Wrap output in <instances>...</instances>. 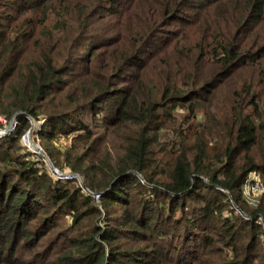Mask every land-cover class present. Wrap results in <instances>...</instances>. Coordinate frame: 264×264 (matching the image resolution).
I'll use <instances>...</instances> for the list:
<instances>
[{
	"label": "trees",
	"instance_id": "16d2710c",
	"mask_svg": "<svg viewBox=\"0 0 264 264\" xmlns=\"http://www.w3.org/2000/svg\"><path fill=\"white\" fill-rule=\"evenodd\" d=\"M44 114L43 149L100 207L21 143ZM14 115L0 264H264V0H0ZM63 217L90 228L25 256Z\"/></svg>",
	"mask_w": 264,
	"mask_h": 264
},
{
	"label": "rangeland",
	"instance_id": "374dc122",
	"mask_svg": "<svg viewBox=\"0 0 264 264\" xmlns=\"http://www.w3.org/2000/svg\"><path fill=\"white\" fill-rule=\"evenodd\" d=\"M3 117V116H2ZM39 121V120H38ZM34 120H31V127L29 128L30 130V139L37 145H39V147L43 150V152L45 153V155L43 154V156H45L47 159L50 160L51 164H53V162L51 161V159L49 158V156L47 155V153L45 152V150L43 149L40 140L38 138V130H39V124H35ZM45 123V120L43 121V124ZM27 140V139H26ZM28 142V140H27ZM30 146V144H29ZM32 147V146H31ZM27 150H29L30 152H33L32 149L26 147ZM34 149V148H33ZM34 153V152H33ZM35 154V153H34ZM43 156H40V158L42 159ZM53 166L61 168L60 166H63L62 163H59V166H56L53 164ZM65 167V166H63ZM66 168V167H65ZM47 170V169H46ZM48 171V170H47ZM49 172V171H48ZM254 174V176L259 180V176L255 173H252L251 176ZM81 179H83L80 175H78ZM260 181V180H259ZM261 182V181H260ZM249 185V183L245 184L243 187V197L246 199V203L248 206L253 207L257 204V202L260 200L261 194H252L249 192H245L247 186ZM56 227L50 231L49 233H47L42 239L41 241H39L34 248L30 251L27 252V254L25 256L28 255H33V254H37L39 255V253H42V251H44V249H46V246H48V252L47 254L50 256L49 260H54L55 257H52V254L56 251L52 250L51 248V243H54L56 245H58L59 247L63 245V240L61 239V235L64 233H68L71 236H76L75 234H82L84 232H87L90 228V222L88 221V219L83 220L78 226H74L70 223V219L68 217H63L62 219L57 220L56 223ZM79 229V230H77ZM38 230H41L42 232H46L43 231L41 227L38 228ZM77 230V233H76ZM65 250V249H64ZM49 252H53V253H49ZM212 261L216 262V258L212 257L211 259Z\"/></svg>",
	"mask_w": 264,
	"mask_h": 264
},
{
	"label": "built area",
	"instance_id": "2783aa9c",
	"mask_svg": "<svg viewBox=\"0 0 264 264\" xmlns=\"http://www.w3.org/2000/svg\"><path fill=\"white\" fill-rule=\"evenodd\" d=\"M16 124L15 118L14 119H9L6 120L4 117L0 116V129H8L7 131H0V137H5L7 134L10 133V131L14 128ZM30 130L28 129L22 136H21V143L25 146L30 148L29 146V141L27 142V140L30 139ZM27 139V140H26ZM36 155L43 156V154H38L36 152H34ZM44 167L49 171L50 175L53 176L55 179H58L60 181H76L81 188L83 189V191H85L86 193L90 194L94 201L95 204L100 207V193H95L90 191L86 186H83L81 183V179L78 176L77 173L60 166L61 168L55 167L53 166V164H51L50 160L47 159L45 156H43V158L41 159ZM252 179H253V183L249 184L246 188L245 192H249L252 194H258L262 191V183L254 176V174L252 175ZM260 223L262 224L263 228H264V220H260Z\"/></svg>",
	"mask_w": 264,
	"mask_h": 264
},
{
	"label": "water",
	"instance_id": "95a60500",
	"mask_svg": "<svg viewBox=\"0 0 264 264\" xmlns=\"http://www.w3.org/2000/svg\"><path fill=\"white\" fill-rule=\"evenodd\" d=\"M15 118V115L11 118V119H14ZM41 120H39V121H37V122H35V124H39L38 126H39V129H41L42 128V126H43V121L44 120H46L47 118H48V116L46 115V114H44V115H42L41 117ZM8 129H0V131H7ZM30 143H31V145L32 146H34L35 147V149H32V151L33 152H36V153H38V154H44L45 155V153L43 152V150L39 147V145H37V144H35L31 139H30ZM30 149H31V147H30ZM81 179V178H80ZM81 183H82V185L83 186H85V184H84V182H83V179H81Z\"/></svg>",
	"mask_w": 264,
	"mask_h": 264
},
{
	"label": "bare ground",
	"instance_id": "6f19581e",
	"mask_svg": "<svg viewBox=\"0 0 264 264\" xmlns=\"http://www.w3.org/2000/svg\"><path fill=\"white\" fill-rule=\"evenodd\" d=\"M28 141H29V144H30V146H32V145H31V143H30V142H31V141H30V139H29ZM32 148H34V149H35V147H34V146H32Z\"/></svg>",
	"mask_w": 264,
	"mask_h": 264
}]
</instances>
